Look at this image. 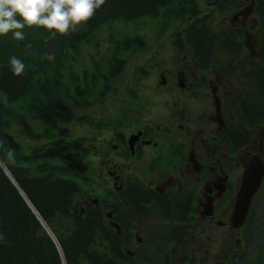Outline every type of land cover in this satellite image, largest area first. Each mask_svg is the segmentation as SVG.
<instances>
[{"label": "flooded vegetation", "instance_id": "obj_1", "mask_svg": "<svg viewBox=\"0 0 264 264\" xmlns=\"http://www.w3.org/2000/svg\"><path fill=\"white\" fill-rule=\"evenodd\" d=\"M227 11L229 16L223 14L215 24L227 39L215 43L206 68L189 47L179 50L171 33L169 43H163L169 49L148 55L138 65L143 70L138 82L129 79L128 86L137 88L135 96L110 106L118 109L114 116L129 111L131 124H88L100 134L91 140L89 164L97 161L104 168L107 184L98 187V196L84 193L80 210L83 204H100L102 225L132 234L122 264H250L249 248V258H255L251 264H264V233L256 243V224L264 229V213L262 224L256 223L254 210L264 176L243 223L238 226L233 219L244 171L258 159L264 163V122L252 125L239 117V100L252 89L253 64L264 58V53L249 56L245 42L259 53L264 24L254 12V0H233ZM148 77L151 82L142 83ZM143 86L147 96L140 91ZM138 168L152 178L139 180ZM180 193L187 197V209L180 217L171 211L165 216L160 200Z\"/></svg>", "mask_w": 264, "mask_h": 264}, {"label": "trees", "instance_id": "obj_2", "mask_svg": "<svg viewBox=\"0 0 264 264\" xmlns=\"http://www.w3.org/2000/svg\"><path fill=\"white\" fill-rule=\"evenodd\" d=\"M232 2L217 0L213 9L204 11L196 0H105L87 23L67 35L53 36L36 26L23 29V40L14 39L11 32L0 35V160L48 224L62 252L61 256L0 166V264H122L127 260L125 245L132 234L102 225L100 204H83V212L80 210L84 193L73 177L87 179L91 139L72 136L68 124L75 120L97 128L127 125L126 111L102 120L75 111L117 94L115 79L125 71L127 51L145 47L142 35L122 33L114 27L116 23L159 17V31L163 32L170 20L179 18L181 23L172 31L176 47H189L197 64L206 68L213 61L215 43L227 39L214 25L215 14L226 11ZM254 12L264 24V0H254ZM101 28L109 29L105 50L99 44ZM90 43L100 58L92 55L91 64H83L74 73L68 61L80 56L81 48ZM13 55L25 65L20 76L10 70ZM132 67L130 79L136 83L143 70ZM253 68L252 89L239 100V117L255 125L264 122V58ZM128 81L121 98L136 94L135 84L132 89ZM22 136L33 144L28 147ZM7 149L14 150V157L8 156ZM187 205V197L181 193L159 202L163 214L171 211L173 217H180Z\"/></svg>", "mask_w": 264, "mask_h": 264}, {"label": "rangeland", "instance_id": "obj_3", "mask_svg": "<svg viewBox=\"0 0 264 264\" xmlns=\"http://www.w3.org/2000/svg\"><path fill=\"white\" fill-rule=\"evenodd\" d=\"M197 4L200 6V8L204 11H208L209 9H213L214 8V4L215 3H211V0H196ZM232 11V10H231ZM231 11H227V12H216L215 14V21L214 23L217 25L222 19H223V14L229 16V14L231 13ZM182 20L178 19H172L169 21L167 27L165 28L166 30L163 32H160V18L159 17H142V18H138V20H136L135 22H130L128 21L123 22V23H116L114 25V27L116 28V30L122 32V33H129V34H133L136 33L138 35H142L144 40H145V47L142 48H138V49H133V50H128L126 55H125V60H126V67H125V71L123 73V75H121L119 78L116 77L115 81L117 82V86L118 87V93L116 94H108L109 97H105L104 102L100 103H96L93 104L92 106H81L75 109L77 114H81L84 112L89 113L92 117L94 118H99V119H105L108 117H102V115L107 116L108 113L109 114H113L115 115L116 112H118V109L116 106V99H118L117 97L119 96V98H121V94L124 93V91H122L121 89L123 88V84L125 83L126 79H130L132 74V70H133V65L138 66L139 63L143 64L142 61L145 60L148 55H153L157 49H162V48H168L169 47H163V43H169V38L167 37V35L172 33V29L174 27H178L179 24L181 23ZM214 24V25H215ZM166 32L165 36H163V33ZM119 33V32H118ZM98 36L100 39L99 44H101L102 48H104V50L107 48L106 44V40L109 36V29H100V31L98 32ZM121 33L118 34V36ZM163 36V37H162ZM100 46V47H101ZM81 54L80 56L75 57L74 59L71 58L70 61H68V63L71 65V67L74 69V73L75 72H79L82 69V65L83 64H87L90 65L91 64V56L93 55L95 58L97 57L100 58V55L98 56V53L94 47L93 43L84 45L81 48ZM102 53V50L101 52ZM156 55H160L159 53ZM160 57H158L159 59ZM128 65V67H127ZM123 77V80L121 79ZM151 77L146 78L145 80H142V83H146V82H151ZM133 84V83H132ZM132 89L134 88L133 85H129ZM141 93L144 96H147V93L145 92V87L143 86L142 89L140 90ZM114 93V92H113ZM146 93V94H145ZM126 99L128 97H125ZM129 104V102H127ZM111 105H116L113 109L110 108ZM100 116V117H98ZM131 117L129 114V111L127 112V118H126V122L131 124ZM126 125L123 124L122 128H124ZM68 128L70 133H72V136H83L86 138V140L89 138L92 141H95V139H93L95 136H100V134L98 133V130H93L92 127H89L88 124L86 122H78L75 120H71V122L68 124ZM15 129H17V127H15ZM23 139V143H25L28 147L29 145L33 144V142L28 141V139L25 138V136L21 137ZM102 138V137H101ZM100 140V138H98ZM96 142V141H95ZM37 144H39L38 142H36ZM97 148L99 149V151L102 150V145H97ZM90 160V158L88 159ZM1 166V165H0ZM138 179L139 180H150L152 178V176L148 175L144 170L139 169L138 168ZM75 179V181L78 183L81 192L82 193H89L91 197H95L98 196L101 191L99 190V186L100 187H104L106 186V178H105V170L102 166H100L98 164V162H92L89 164L88 166V172H87V179L86 181L82 180L81 177H73ZM157 179H159L157 176L155 177ZM264 204V189L263 192L260 193V195L257 197V202L255 203V209L257 212L255 214L259 215V218L257 219L256 223H259V221L262 224V220L263 217L261 216L263 212V205ZM258 227V224H256V229L258 231V234L256 235V243L260 242L262 235L264 233V229ZM250 248L248 249V255L246 257V261L248 263L251 264V262H255V258H253L254 256L251 255V258H249V254H250Z\"/></svg>", "mask_w": 264, "mask_h": 264}, {"label": "clouds", "instance_id": "obj_4", "mask_svg": "<svg viewBox=\"0 0 264 264\" xmlns=\"http://www.w3.org/2000/svg\"><path fill=\"white\" fill-rule=\"evenodd\" d=\"M104 3L105 0H0V35L11 32L14 39L23 40L26 26L43 27L53 36L67 35L87 23ZM10 70L20 76L25 65L13 55ZM6 151L9 157H14L13 149Z\"/></svg>", "mask_w": 264, "mask_h": 264}, {"label": "water", "instance_id": "obj_5", "mask_svg": "<svg viewBox=\"0 0 264 264\" xmlns=\"http://www.w3.org/2000/svg\"><path fill=\"white\" fill-rule=\"evenodd\" d=\"M253 36V35H252ZM247 36L245 35V40ZM245 45L249 47L250 53L248 54L252 58H256L264 53V48L259 51V53H254L252 51V46L251 44H248L245 42ZM133 137L130 139V143ZM0 165L3 168V170L6 172L7 176L10 178L12 183L16 186L18 189L19 193L22 195L32 212L34 213L35 217L38 219L40 224L43 226L47 234L50 236L54 244L56 245V248L58 249L60 255L62 256L61 248L60 245L56 239V236L50 229V227L47 225L45 220L42 218V216L38 213V211L35 209V207L32 205V203L29 201V199L25 196L24 192L22 189L16 184V181L4 165V163L0 160ZM264 176V163L261 159H258L250 164V166L244 171L243 174V184H242V189L239 192L238 198L236 200V204L234 207V212H233V219L236 220L237 225H241L244 221L250 200L254 192L257 190L259 187L262 177ZM82 211V210H81Z\"/></svg>", "mask_w": 264, "mask_h": 264}]
</instances>
